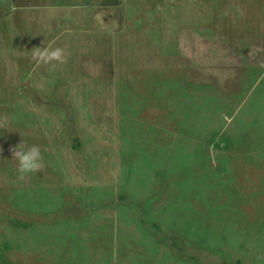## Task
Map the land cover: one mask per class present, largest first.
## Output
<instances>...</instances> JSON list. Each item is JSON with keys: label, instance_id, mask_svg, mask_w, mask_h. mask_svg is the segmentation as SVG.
<instances>
[{"label": "rangeland", "instance_id": "obj_1", "mask_svg": "<svg viewBox=\"0 0 264 264\" xmlns=\"http://www.w3.org/2000/svg\"><path fill=\"white\" fill-rule=\"evenodd\" d=\"M0 264H264V0H0Z\"/></svg>", "mask_w": 264, "mask_h": 264}, {"label": "clouds", "instance_id": "obj_2", "mask_svg": "<svg viewBox=\"0 0 264 264\" xmlns=\"http://www.w3.org/2000/svg\"><path fill=\"white\" fill-rule=\"evenodd\" d=\"M31 58L36 64H51L63 62L64 50L60 47H44L32 50ZM12 159L16 162L17 178L25 177L41 172L44 167V157L41 147L37 144L26 145L24 141L11 149Z\"/></svg>", "mask_w": 264, "mask_h": 264}]
</instances>
